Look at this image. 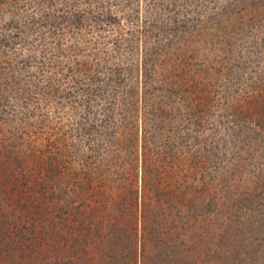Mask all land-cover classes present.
<instances>
[{
	"label": "rangeland",
	"instance_id": "obj_1",
	"mask_svg": "<svg viewBox=\"0 0 264 264\" xmlns=\"http://www.w3.org/2000/svg\"><path fill=\"white\" fill-rule=\"evenodd\" d=\"M43 1L0 0V72L15 70L22 79L19 88L8 85L10 100L2 91L6 85L0 88V168L25 160L30 171L18 173L26 185L21 196L28 198L34 186L36 207L42 200L37 183L54 174L46 168L69 182L71 198L65 195L56 210L49 207L41 222L33 220L36 207L20 211L1 204L0 264H264V220L257 224L264 218L257 203H264V0H177L182 11L166 15L168 34L179 24L174 17L186 20L198 10L203 20L218 4L226 11L223 25L217 29L205 19L206 27L172 38V49L152 51L157 57L145 58V48L114 51L110 44L98 58L88 43L78 57L79 96L72 91L75 79L55 58L57 31L50 20L46 27L37 20ZM170 1L128 0L129 19L152 24L154 13L162 16ZM176 61L189 66L164 67ZM108 62L118 69L108 74ZM166 71L173 89L157 86ZM46 75L54 81L48 92L26 89ZM137 80L148 81L138 123L152 127L150 108L161 97L173 106L161 116L159 129L169 140L162 136L158 150H141L140 131L129 130L137 107L127 98L137 93ZM23 101L34 109L26 116L30 125ZM112 109L126 116L124 132L117 133L118 116L106 115ZM179 134L184 138L178 144ZM158 174L163 181L153 180ZM199 194L203 208L194 213L189 201ZM184 211L186 222L179 215Z\"/></svg>",
	"mask_w": 264,
	"mask_h": 264
},
{
	"label": "trees",
	"instance_id": "obj_2",
	"mask_svg": "<svg viewBox=\"0 0 264 264\" xmlns=\"http://www.w3.org/2000/svg\"><path fill=\"white\" fill-rule=\"evenodd\" d=\"M6 1H9V0H6ZM122 1L123 0H46V1H43L42 5H41L42 11H41V14H39L40 16L38 15L39 18H37V20L40 21L39 19H41L43 27H46L47 26V23H46L47 20H50V22L52 24L51 26H54L53 28H55V31H57V33L59 35L56 43L53 44L56 47L54 54H56L55 58L59 59L58 62L63 63V65H65L67 67L66 73L71 74V79H75V82H73V83H76L75 84L76 86L73 87V89H72L73 93H76L77 95L79 94V90H80L82 82H81V78L78 77V74H79V69H78L79 66L78 65H80V63H81V61H80V59H78V57L79 56L82 57V55L85 54V49L88 48V43H92L93 46L91 47V50L94 47L93 53L96 56H98V58H101L105 54V52L109 51L110 48L106 45H110V44L113 45L112 49L114 51H122V52L131 51L132 52V50L135 49L138 52L142 48H145V53H144V56L146 55L145 58H152L153 56L157 57V54L152 52V51L172 49V42H174V40H175L174 39L172 41V38H174L176 36L183 37L184 36L183 33L187 32L188 30L189 31L193 30V32H195L196 28L199 29V27L201 25H202V28L206 27V24H204L205 19L208 21V23H209V21H211V23H209L210 26H214L217 29H221L220 25H223V24L220 20V17L226 12L225 9L223 8L224 4H218L216 8H214V9L212 8L213 10H212L210 15H209L210 12H208L209 16L208 15L204 16V19L200 20L202 16L199 15V17H196V15H195V12H197L199 14L198 10H195V11L192 10L191 13L193 15L189 16V14H187L188 16H187L186 20H184V19L180 20V19H178V16H177V18L174 17L173 20H175V21L177 20V22H179V24H173L175 27V32H173V34L172 33L168 34L166 32V31H168V28L166 27L167 25H165V22H164L166 15L168 18H171V16H170L171 13L174 12L175 14L179 15V12L182 11V10H177L178 9L177 2H176L177 0H174L172 2L170 1V4L166 5L168 10H164V13L162 14V16L160 15L159 12H155L154 15L158 14V16L153 17L152 20L154 21V23L145 24V25H143V23L139 24L137 22L135 24V23L131 22L132 19H129L131 17H130V12L128 10V0L125 3H123ZM129 8L131 9L130 4H129ZM157 8L158 7L156 6V8H154L153 10H155V9L157 10ZM159 10H160V7H159ZM171 11H173V12H171ZM38 16L35 15L31 18L34 21H36V17H38ZM260 19H262V18H259L258 20H260ZM255 20H257V19H255ZM186 26H187V28L184 29ZM190 26H191V28H190ZM180 27H181V29H179ZM178 30H181V31L178 32ZM176 32H177V35H176ZM114 34H116L115 38H112V36ZM2 39H4V38H2ZM3 42H4V40L0 39V49H2L1 53L2 52L4 53V51H5V50H3V47H4ZM47 53H49V52H47ZM168 57H169V55L165 56L164 58L169 60ZM45 60L46 59L42 58V61H44V63H45ZM167 60H165V61H167ZM144 61H146V60H144ZM203 61L204 60H201V63ZM178 64L189 66L188 62L180 61L179 63H177V61H176L175 64H170L167 62L164 67H166V69H169V70L172 67H174L176 69L177 66L175 67V65H178ZM196 65H200V64H196ZM107 66L109 69L107 71L108 74L110 71L113 72L114 69H118L116 66H113V64L111 62H108ZM208 69L209 68H205L204 71H208ZM119 70H122V68ZM168 71H166V72H168ZM166 72H165V75L163 77L161 76V77L157 78L158 79V81H157L158 85L157 86L159 88L167 86V87H165L166 89L167 88L173 89L172 88L173 84H171V82H170L171 72H168V74H166ZM107 73H106V75H107ZM0 74L2 75L1 76L2 79H0V88L3 85H6V89L5 90L2 89V91H3L5 99L7 98L10 100L11 91L8 90V88H7L8 85L15 87V88H19L22 79L20 81H19V79H16L17 76H16L15 70L1 71ZM140 74H141V72H140ZM118 75L120 76L121 72H118ZM151 75H153V74H151ZM115 76H117V72H116ZM112 77H114V76H112ZM219 78H221V77H219ZM104 80H105V78H104ZM26 81H27V79L24 80L25 83H26ZM109 81H111V80H109ZM137 81L139 82V86H141L140 91H139V86H136L137 93L135 92V95L133 97L127 98L129 101L133 99L132 108L137 107L135 109L136 111L131 116L132 126L130 127L129 130H132V128H133L134 133L135 132L138 133L140 131V134H141L140 140L142 142V145L140 146L141 150H149L151 148H153V149L157 148V150H158L159 148H161V145H162L161 140L163 139V137H165L167 140H169V135L165 134L164 131H161L159 129L160 123L162 121L161 116H166V115H169L170 113H172L173 106L172 105H170V106L164 105L162 103L163 102L162 97L161 98L158 97L159 98L158 105H155L154 107L150 108L151 113L154 115V117H153L154 120H152V122H150V124L153 128L150 127L145 122V120H144V123L142 121L140 123H138V114H139L138 109L141 108L140 101H143V99H144L141 96V91H142V87L145 86V84L148 83V81L147 82H145V81L143 82L141 80L140 81L137 80ZM24 82H22V83H24ZM53 83H54L53 77L46 75V76L41 77V80L35 82L34 84H30L26 89H32L33 91L36 90L40 93H45V92L49 91L48 89L50 88V86ZM107 85H108V87L112 86V84H105V86H107ZM178 85H180V84H178ZM191 85H193L195 88L200 87V84H197L196 82H193V81H191ZM183 86L180 85L179 88H181ZM154 88H156V87H154ZM180 90L183 93L187 90V88H184L183 90L178 89V91H180ZM171 92L173 93V91H171ZM36 101L38 102L40 100L37 99ZM168 101L173 102L174 100L169 97ZM22 105H23L22 107H24V110L28 111L27 108H25V107L26 106L30 107V103L23 101ZM184 106H185V103H184ZM229 106L231 107L232 105L229 104ZM118 107L121 109H124L125 103H121ZM185 107H189V106H185ZM28 112H29L28 114H25L24 121L30 125V120H28L27 117L29 118L30 114H34V109L32 111H28ZM117 113H120V111L115 112V109H112L108 113H106V115L109 116L110 119L112 118L113 120L118 116V118H117L118 131H117V133H119V131L124 132L123 129L127 126L123 123V118H125L126 116L122 115V114L117 115ZM234 114L235 113H232L231 115L234 116ZM19 121L21 124L23 123L22 120H19ZM196 122H198L200 124L204 123L205 122L204 121V115L202 114V116L199 119H197ZM155 123H157V124H155ZM21 124H20V126H21ZM81 134L84 136V131H82ZM183 138L180 134L178 135V139H179L178 144H179V142L183 143ZM165 143H166V149L165 150L170 149V148H168L167 142H165ZM181 145H183V144H181ZM145 153H146V151H145ZM24 161L25 160L19 161L17 166L16 165L12 166L11 164H6V162H2L1 165L4 168H0V192H1V195L3 194V197L2 198L0 197V200H1L0 205L4 203L3 206L4 205H7V206L10 205L12 207V209H17L19 207L20 211H24V210L28 211L30 209V205L33 207H36V205L33 204V201L31 202L32 194H33V192H31V190H33L32 187H34V186H31L29 188L30 193H29L28 198L23 200L22 196H21L22 195L21 193H23V189H25L26 185L21 184L23 182H20L21 180L18 177V173L20 171L25 172V170L27 169L26 166L24 165V163H26V162H24ZM193 161L196 162V160H193ZM18 166H21V169H19ZM202 167H207V166H202ZM50 168H52V166ZM29 169H33V166H29ZM43 170H45V168H42V171ZM46 170H49V172H54V174L49 179L45 178L42 182L37 183V185L40 187L39 190L41 191L40 194H42V198H41L42 200L38 203V205L36 207V210H35L36 215L34 214V216H33L34 221L40 219L42 217V215L44 216L46 211L49 209V207H51L53 210H56L57 207H59L60 200L65 195H66L65 197L71 198L68 195V193H69V190H68L69 182H67V181L62 182L61 180H59V181L56 180L54 175L57 171L55 170V168H52V169L46 168ZM28 171H30V170H28ZM141 173L143 174V171ZM195 173H196V171H195ZM231 173H232V175H236L233 172H231ZM21 174L23 176L25 175V173H21ZM154 176H158V177H156V179H160V180H162V178H164V176H162L160 174L152 175L153 180L155 178ZM152 178L149 177V181L152 180ZM231 178H233V177H231ZM52 180H55V183L49 189V185H47V184ZM232 180H234V179H232ZM232 180L229 181L231 185L233 184ZM47 189H49L48 191H50V193L46 192ZM204 192H202V193H204ZM201 194L195 195V196L193 195V199L191 201H189V203L192 207V211L195 210L194 213H197V211H201V209L203 208V203L200 201L201 200V196H200ZM262 195L263 196H261V197L264 198V193H262ZM55 197L57 198L56 199L57 201H54V203L51 204V200H53ZM257 203L263 208V215H264V203L260 204L259 201H257ZM44 206H46V207L43 210ZM186 207H188V206L185 205L184 207H182V209L186 208ZM76 208H79V206H77ZM33 211L31 212V218L33 215ZM185 214H186V212L185 213L181 212V214H179V215H181V218H183L185 220L183 222H186V220H187L185 217ZM22 217L23 216H21V218ZM41 220L42 219H40L38 221L41 222ZM263 220H264V218L261 221L257 222L258 227L261 226V222ZM1 223L3 224V222H1ZM6 255H8V254H6Z\"/></svg>",
	"mask_w": 264,
	"mask_h": 264
}]
</instances>
